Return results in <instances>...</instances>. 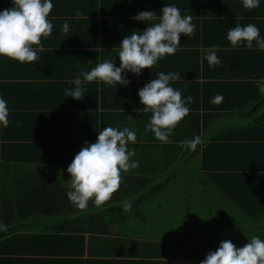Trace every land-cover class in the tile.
<instances>
[{
  "label": "trees",
  "instance_id": "1",
  "mask_svg": "<svg viewBox=\"0 0 264 264\" xmlns=\"http://www.w3.org/2000/svg\"><path fill=\"white\" fill-rule=\"evenodd\" d=\"M52 4L53 7L48 16L53 25L52 33L41 42L45 43L46 47H51L48 52H52V54L56 52V60L55 56L49 55L45 57V62L49 66L54 67L56 65V126L60 128L64 125L63 132H60L61 135L66 137L72 131L65 128L69 125V122L74 121L93 126L92 129L87 131L92 138L96 137L97 132L103 127L111 126L122 129L129 125L134 129L136 128V131H140L138 142L128 144V148L134 151V156L130 159L138 162L142 158H153L162 163V169H169L172 164L175 166L178 160L180 163L186 161L198 162L204 176L206 175L213 180L218 185L221 193L231 195L237 203L246 207L241 198L246 197V193L251 187L255 188L259 182L264 181V146L260 147V142L264 141V114H262V118L258 123L242 128L239 134L237 132H227L225 134L212 132L205 138L209 141L203 146H201L202 130L199 129L198 125L192 129L191 116L197 114L198 109H203V112L209 116L230 112L231 110H242L249 105L247 104L248 101L259 99L261 94L258 90L257 81L264 78V51L256 48L255 41L251 49L244 45L233 47L227 40V32L237 25L254 24L259 29L260 36L264 37V0H260L259 7L250 11L242 7L241 0H52ZM164 5H175L182 16L192 17L191 23L195 25V30L189 43L193 44L197 51L194 52L193 57L183 56L182 54L173 55L166 59L167 67L159 66V71L172 70L176 73L177 69L185 63L188 66L195 64L196 72L191 74L193 77L203 75L201 83L198 81L193 82L198 86L200 84V87L199 91L194 90V94H191L194 105L190 114L187 115L191 130L186 131L184 129L179 133L176 125L173 129L174 134L170 135L167 143L155 139L151 131L145 132L144 129L151 113H145L143 105L138 101L134 102L136 85L133 82L138 81L141 77H156L157 72L141 73L139 76L130 72L124 73L122 75H126L129 80L127 86H107L95 81L86 83L83 85L85 91L82 99L65 97V89L74 87L70 81L81 71H90L98 63L105 60H114L115 64H119L117 53L123 36L134 31L135 28V32H137L142 31L147 26L143 22L132 19L136 13L144 10L154 11L156 19L147 22L150 26L158 20L160 9ZM11 6V0H0V10ZM77 12H79V16L76 15ZM65 22L69 25V31L66 33L61 31L60 28ZM81 24L83 27H87L90 35L86 36L84 34ZM55 36L57 40L56 50H53L54 45L50 42V38ZM180 41L186 42L184 37H180ZM211 46L218 49L216 55L220 63L210 68L204 55L201 54H203L204 49ZM73 51H76V53ZM201 58L205 63L201 61ZM81 59H83L84 64L80 62ZM35 61L21 63L6 56H0V72L2 66L6 65L7 67L12 66L19 69L22 74H24L23 71L33 73L32 68L35 66ZM200 64L202 65L201 71L199 69ZM84 67L85 70H83ZM11 71H8V73ZM180 72L181 69L177 71V73ZM8 76L10 75L8 74ZM29 76L37 77L35 74ZM17 84L20 86L21 83ZM218 94L223 97L222 101L217 104L211 103L212 98ZM2 96L3 93H1L0 87V97ZM125 105L127 106L124 111L120 112L118 109ZM122 117H124V120H122ZM207 128L208 123L206 122L203 129ZM194 137L200 138V142L194 148V155L181 160L180 158L184 157V152L187 151V148L181 145ZM247 141H249V145H253L252 150L247 153L252 156L246 157V161L247 163L249 161L248 165L252 170L248 172L236 171L232 156L241 159L244 150L238 151L237 148L240 145H246L245 142ZM66 142L70 144L71 148L69 155L67 154V161L71 162L74 155L85 144L81 137L75 136H70ZM239 142H244V144H238ZM0 151L5 159L12 156L13 159L22 156L12 155L10 151L5 152L2 146H0ZM224 156L225 158L222 159ZM239 173L244 176L239 177ZM250 174L254 176L249 177ZM68 175L70 177V174ZM223 176H228L232 181H226ZM15 178V174H9L1 179L6 184H0V224H3L4 221L12 223L22 217H32L37 212L42 211L40 206L46 203L43 197L55 196V193L56 199L48 200L56 206V211L86 210V207L79 208L69 202L66 196V192L70 190L69 186H64L65 191H63L60 186L52 183L41 185L29 182L14 184ZM121 178H124L128 183L131 181V178L128 177ZM8 181H12L13 184H7ZM68 181L70 182V180ZM128 183H126V186H128ZM91 202L92 199H89L87 205L90 206ZM103 203L110 205V202ZM262 211V217L254 218L261 220L260 225L253 224L254 220L251 221L250 216L247 217L248 220L242 221V224L244 222V227L247 225L248 229H252L250 235L264 239V220L262 221L264 219V207ZM223 214H227L230 220L231 234L237 237L239 227H243L238 220L239 216L232 209L228 212L224 211ZM87 217L80 216V219L75 221L77 226L84 225L80 222ZM92 217L98 218V216ZM261 226H263L262 232L257 230ZM241 232L243 231L241 230ZM241 235L242 233L237 238H241ZM242 239L244 237L239 240ZM78 240H80L79 243H77ZM223 240H227V238ZM234 241L231 242L234 243ZM73 242L74 247L72 250L74 253H80L84 245L80 234L74 237ZM212 245L214 251L219 243L214 240ZM72 250H69L70 253H73ZM94 259L91 258L89 264H95ZM179 259L171 261V264H199L200 261L197 259L193 261ZM4 261L5 259H2L0 262ZM117 262L127 264L128 261L118 260ZM133 263L146 264V261H137V263L133 261ZM149 263L150 261H147V264Z\"/></svg>",
  "mask_w": 264,
  "mask_h": 264
},
{
  "label": "crops",
  "instance_id": "2",
  "mask_svg": "<svg viewBox=\"0 0 264 264\" xmlns=\"http://www.w3.org/2000/svg\"><path fill=\"white\" fill-rule=\"evenodd\" d=\"M81 28L86 36L90 35L86 26L83 27L81 24ZM180 37H184L186 42L180 41V45L173 55L182 54L183 56L193 57L194 52L197 51L196 47L189 43L193 35L188 38L186 35L181 34ZM43 40L45 38L41 39V41ZM56 41V36L50 38V42L54 45L53 50H56ZM41 46L45 51L37 53L36 63L32 68L33 73L23 71L26 74L24 75L19 69L12 66L7 67L6 65L2 66L0 72L1 93H3V99L7 101V118L9 121L7 127L0 128V146L3 147L5 152L10 151L12 155H22L15 159L12 158L13 156L5 159L0 151V184L5 182L1 180L3 176L7 177L9 174H15L14 184H24L25 182L37 185L52 183L60 186L65 191L64 186L70 185L66 168L71 163L67 161V154L69 155L71 148L66 140L70 136L81 137L85 144L86 142H95L96 137L92 138L87 133L93 126L83 125L75 121L69 122V125L65 128L72 131L66 137L61 135L60 132H63L64 125L60 128L56 126V65L54 67L49 66L45 62V57L49 55L55 56L56 60V52L55 54L48 52L51 47H46L43 42H41ZM33 47L37 46L34 45ZM73 52L76 53V51ZM173 55L159 60L151 69H142L141 73L172 72V70L159 71L158 68L159 66L167 67L166 59ZM201 61L205 63L202 58ZM80 62L84 64L83 59ZM201 68L202 65L200 64V71ZM179 69H181L180 79L170 81V86L180 91L182 99L188 96L191 97L194 90L199 91L200 87V84L198 86L193 82L198 81L201 83L203 75H197V77L191 75L196 72L195 64L188 66L184 63ZM83 70H85V67ZM8 71L11 72L8 73ZM32 74L37 77L29 76ZM154 78L156 77H141L138 81L133 82L136 85L134 102H139L137 90ZM16 82H20V86ZM193 102L191 100V103L187 104L188 114L193 109ZM247 104L249 105L242 110H231L230 112H222L211 116L206 115L203 109H198L197 114L191 116V123L192 129L198 125L199 129L202 130L201 146L209 141L205 138L212 132L215 134L237 132L239 134L242 128L258 123L262 118V114H264V95H260L256 101H248ZM126 106L118 110L122 112ZM187 115L177 124L176 129L179 133L184 129L186 131L191 130ZM249 115H253L252 120L248 119ZM122 120H124V117H122ZM206 122L208 128L203 129ZM128 127L136 133L134 143L136 144L140 131H136V128L134 129L129 125ZM171 134H174V131ZM229 144L231 145V143ZM238 144H244V142ZM245 144L237 148L238 151L244 150L241 159L232 156L236 171L248 172L252 170L248 165L249 161L248 163L246 161V157L252 156L247 153L252 150L253 145H249V141ZM261 146H264V141L260 142ZM186 152L188 153L185 154L184 152L186 156L181 157V160L188 159L190 155L193 156L195 149L187 148ZM224 158L225 156L222 159ZM158 162L153 158H142L138 161L136 168L121 171V177L131 178V181L128 183L124 178H121L119 188L112 193L109 200L105 201L110 202V205L102 203L99 206L100 208H95L100 211V214L94 215L98 218H93L90 215L93 210L87 205L84 213H89V216L83 218L80 222L84 225L77 226L75 223L76 220L80 219L83 211H56V206L48 200L56 199V193L55 196L43 197L46 203L41 204L42 211L33 215L36 217L33 221H24L28 217L17 218L18 220L12 223L4 221L3 224H0L2 225L0 227V261L2 259H5V261L0 262V264H89L91 258H95V264H120L117 262L118 260L128 261L127 264H135L133 261L137 263V261L142 260L146 261V264L147 261H150L149 264H171V261L179 258V260L193 261L197 259L201 261L207 253L205 250L201 248L189 249L187 243L182 244L180 242L182 237L180 241L178 240V243L175 242L177 240L174 242L172 239L170 241L165 240L169 236H174V234H180V236L183 234V240L187 241L186 234H190L189 229L192 227L191 223H188L189 228L187 226V228L182 229V232L171 227L173 221L172 200L173 198L183 199L191 205L197 204L198 208L200 204L210 201V198L203 192H201V195L192 192L189 188L193 187L191 184H205V191L214 198L218 193L211 191L207 185H213L219 191L220 189L213 180L206 175L204 176L198 162L186 161L180 163L178 160L176 165L172 164L169 169H162V163ZM238 176L243 177L244 175L239 173ZM252 176L254 175L250 174L249 177ZM223 179L230 180L228 176H223ZM126 183H128V186H126ZM7 184L13 183L8 181ZM161 190L163 191L160 192ZM221 194L222 198L220 200L222 203H219L225 206L226 209L219 210L215 206L213 207V218L216 220L221 216V219L225 222L227 214H223L224 211L228 212L231 209L234 211L235 208L242 211L238 216H250L251 221L254 218L263 216L261 214L264 207L263 180L255 188L251 187L246 193V197L241 198L246 207L237 203L231 195H225L223 192ZM125 202L131 203V211L124 212L120 209ZM179 208V212L182 214L184 208ZM40 214L56 215V224L47 225L42 223V220L38 218ZM187 214L184 215V221L187 220ZM256 220L254 219V222ZM260 222L259 219L256 225H260ZM230 226H228L229 229ZM78 234L83 239L84 245L80 253H74L72 250L74 245L72 244L74 243V237H77ZM213 243L214 239L208 240L205 246L212 248ZM69 250H72L73 253H70Z\"/></svg>",
  "mask_w": 264,
  "mask_h": 264
},
{
  "label": "clouds",
  "instance_id": "3",
  "mask_svg": "<svg viewBox=\"0 0 264 264\" xmlns=\"http://www.w3.org/2000/svg\"><path fill=\"white\" fill-rule=\"evenodd\" d=\"M241 4L250 11L259 7L260 0H241ZM11 5L0 10V56L21 63L33 62L37 53L43 51L41 38L46 39L52 33L53 25L48 19L52 0H11ZM76 15L79 16V12ZM132 19L145 23L147 27L123 36L117 53L119 65L114 60H105L90 71H81L70 81L74 87L65 89V97L82 99L83 85L94 81L107 86H127L129 80L122 74L130 72L139 76L142 69H151L159 60L175 54L181 34L191 38L195 30L192 17L182 16L175 5H164L158 20L150 26L147 22L156 19L152 10L140 11ZM60 28L65 33L69 31L67 22ZM227 40L233 47L244 45L249 49L255 41L256 48L264 51V37L260 36L254 24L230 28ZM217 50L215 46L203 50L209 67L220 63ZM177 79H180L179 73L157 72L156 78L137 90L143 111L151 113L144 130L146 133L151 131L154 138L162 143L169 142L173 129L188 114L187 104L191 103L190 96L182 99L180 91L170 86V81ZM257 85L260 94L264 95V78L258 80ZM222 99L218 94L211 103H220ZM6 105L7 101L0 97V128L7 127L9 123ZM135 141L136 133L129 127L109 126L97 132L95 142H86L66 168L70 174V190L66 192L69 202L85 208L89 199L98 207L109 200L120 186V172L138 166L137 161L130 159L134 151L128 148V144ZM199 142L200 138L194 137L181 146L194 149ZM121 207L122 211L129 212L132 206L125 202ZM199 264H264V239L253 236L239 247L230 240H222L214 251L206 253Z\"/></svg>",
  "mask_w": 264,
  "mask_h": 264
},
{
  "label": "rangeland",
  "instance_id": "4",
  "mask_svg": "<svg viewBox=\"0 0 264 264\" xmlns=\"http://www.w3.org/2000/svg\"><path fill=\"white\" fill-rule=\"evenodd\" d=\"M248 119L252 120L253 115H249ZM186 153H188V152H186ZM184 156H186V155H184ZM190 156H192V155H190ZM191 171H193V170H191ZM172 185H176V184H172ZM191 185H193V187H189V188L192 192L200 193V195H201V192H203L207 196H209L210 201H208L207 203L200 204L197 208V204L191 205L188 201H185L183 199L173 198V200H172V218H173V221L171 222V227L174 230H178L181 232H182V229L187 228L188 223H191L192 227L189 229L190 234L189 235L186 234V238L188 239L187 241L183 240V234H182V236H180V234H174V236H169L165 240L170 241L172 239L173 242L175 240H177L175 242L178 243L182 237V240L180 242L182 244L187 243V245L189 246V249L193 250V249L201 248V249L205 250L206 252H208L209 250H213V247L210 248V247L205 246V243L208 240L214 239L217 243H219L224 238H227V240L228 239L231 241L235 240L233 244L238 245V247H239V246H243L245 243H247V240H250L254 236V235H250L251 234L250 231L252 229L251 228L248 229L247 225H245V227H244V222L242 224V221L248 220L247 217L239 216V219H238L240 224H242V226H243V227H239V229H238V235L240 233H242L241 238L244 237V239H242L241 241L239 240L241 238H237L238 235H237V237H235L234 234H231V231L228 227L230 224V220L228 219V217L225 219V222L221 219V216L217 220L215 218H213L214 213L212 212V209L214 206L219 210H220V208L226 209L225 206H222L219 203V202L222 203V201L220 200L222 198V194L215 186H213V185L208 186L207 185V187L210 188L211 191H213L214 193H218L216 198H214L210 193H207L205 191V188H206L205 184L203 185L202 183H199V184H191ZM202 189H204V190H202ZM162 191L163 190H161L160 192H162ZM89 205L92 208L91 210H93L90 215L94 216L96 214H100V211H97L95 209V208H100V207L96 206L93 203V201ZM179 207L184 208L182 214L179 212V209H180ZM234 212H236L237 215H240V213L242 211L237 210L235 208ZM88 214L84 213V211H83L81 216L87 217V216H89ZM186 214H187V220L184 221V215H186ZM243 215H244V210H243ZM105 216H107V215H105ZM34 218H36V217L32 216V217H29L28 219H24V221H26V220L33 221ZM38 218L41 219L42 223H44V224H47V225L56 224V215H54V214H51V215L40 214L38 216ZM258 220L259 219H257L254 222V224L258 223ZM263 220L264 219H262V221ZM14 224H16V223H14ZM214 226H216L218 228H215ZM262 227L263 226H261L257 230L262 232V229H263ZM188 228H189V226H188ZM241 230L243 232H241Z\"/></svg>",
  "mask_w": 264,
  "mask_h": 264
}]
</instances>
